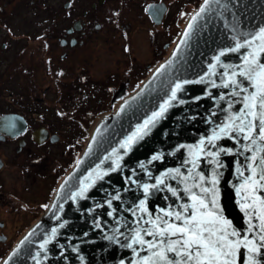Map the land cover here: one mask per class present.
<instances>
[{"label": "water", "instance_id": "95a60500", "mask_svg": "<svg viewBox=\"0 0 264 264\" xmlns=\"http://www.w3.org/2000/svg\"><path fill=\"white\" fill-rule=\"evenodd\" d=\"M262 29L264 0H202L168 57L139 90L98 121L46 211L0 264H140L145 257L155 259L147 245L128 247L136 231L144 235L143 230L151 227L149 213L155 219L163 216L161 209L179 210L180 204L191 203L184 189L194 183L211 188L213 177L220 214L242 236L255 234L258 239L256 213L260 206L242 208V204L252 203L251 198L244 200V191H236L252 168L257 178L264 169L258 120L248 118L257 124L251 139H244L247 131L230 129L233 138L221 133L213 148L208 138L232 123L231 117L243 110V97L254 91L238 73L252 53L264 63L259 39ZM237 44L243 47L232 51ZM230 78L248 86L249 91L231 95L238 89ZM177 84L180 90H176ZM129 137H133L131 142ZM220 148L231 149L233 154L221 152L218 165L206 152ZM144 186H148L147 193ZM169 187L183 199L173 196ZM192 191L204 195L199 188ZM248 195L251 197L250 192ZM256 196L264 197V191L257 189ZM250 223L254 226L251 231ZM258 259L264 264V255Z\"/></svg>", "mask_w": 264, "mask_h": 264}, {"label": "flooded vegetation", "instance_id": "af4514ba", "mask_svg": "<svg viewBox=\"0 0 264 264\" xmlns=\"http://www.w3.org/2000/svg\"><path fill=\"white\" fill-rule=\"evenodd\" d=\"M195 5L0 0V263L48 208L90 127L168 57Z\"/></svg>", "mask_w": 264, "mask_h": 264}, {"label": "snow or ice", "instance_id": "6c2138e0", "mask_svg": "<svg viewBox=\"0 0 264 264\" xmlns=\"http://www.w3.org/2000/svg\"><path fill=\"white\" fill-rule=\"evenodd\" d=\"M259 39L262 41L260 50L264 51V29L261 30ZM241 47L243 45L237 44L232 51H238ZM251 56V59L246 58V66L238 75L249 81L254 91L243 97V110L238 115L231 117L232 123L221 127L219 133L214 132L208 138V143L213 148L216 147L213 141L220 139L221 133L230 139L233 138L229 135L230 129L237 133L247 131L248 134L244 136V139H251V133L257 127L253 120H258L259 138L264 140V63L257 59L255 53H252ZM236 75V72L232 73V77ZM230 79L234 89H238V91L234 90L231 95L240 96L241 92L249 91L248 86H245L242 82ZM223 86L229 87V84ZM180 89L181 85L177 84L176 90ZM172 98H176V91H173ZM223 98L221 96V99ZM231 107L232 105L229 104V108ZM154 115L158 116L160 113ZM249 117H252L253 120H248ZM236 121H239V123H236ZM245 121H247V124H245ZM147 123L149 122L146 121ZM139 131L140 129L137 130V132ZM132 140L133 137H129V142ZM203 143L204 141H201V145ZM253 143H255L254 140ZM247 150L251 151V149ZM200 152H204L203 147L200 148ZM221 152L227 155L233 154L231 149L220 148L215 152L208 151L206 155L213 157V161L219 165L218 157ZM252 159L255 160V157H252ZM191 163L193 167L196 166L195 161H191ZM260 164L264 165V159L260 161ZM240 174L243 176V172ZM177 175H179V170H177ZM199 180L204 182L205 177L200 175ZM262 182H264V169L257 178L256 169L252 168L251 175L245 178L241 186L236 189L238 193L244 191L245 195L242 196V199L248 200L251 198L252 201L251 204H242V208H254L257 203L260 206L256 213L260 222L257 230L259 233L258 239L255 234L252 238L247 235L242 236L240 232L232 227L231 222L220 214L216 200L218 193L215 184L217 181L213 177L210 181L211 188L203 187L202 183H194L185 188L184 191L189 193L188 198L191 203L180 204L179 210L165 211L161 209L163 216H156L155 219H152L151 213H149L147 222L151 224V227L143 230L144 235H141L140 230H137L132 244H129L128 247L131 248L133 244H139L147 245L148 249L153 250L152 257L155 259L145 257L140 261V264H262L258 257L264 255L261 253V248H264V197L256 196L257 189L264 191V183ZM159 183H163V181L161 180ZM193 188H199L204 195H197L192 191ZM148 190V186H144L145 193ZM168 190L178 200L183 199L176 189L169 187ZM249 192L251 197L248 195ZM209 193H211L210 197L207 195ZM141 208L145 212L148 211L143 208V202H141ZM165 217L169 219H165ZM253 227L250 223L249 230L251 231ZM53 235H55V232H53ZM144 236L153 237V240H145ZM245 253H247L246 259Z\"/></svg>", "mask_w": 264, "mask_h": 264}, {"label": "rangeland", "instance_id": "374dc122", "mask_svg": "<svg viewBox=\"0 0 264 264\" xmlns=\"http://www.w3.org/2000/svg\"><path fill=\"white\" fill-rule=\"evenodd\" d=\"M201 1H202V0H196V5H195V6H196V9H197V7H198V5L200 4ZM194 9H195V8H193V7L191 8V13H192V12H193V13L195 12L196 9H195V10H194ZM4 82H5V83H4L3 87H4L5 90H4L3 93H4V96H5V97H8V98H9L10 95H9V92L7 91V88H12V87H14V81H10V80H7V79H6V80H4ZM13 97H14V96H13ZM16 97H17V95H16ZM96 124H97V123H96ZM94 127H95V123L90 127L89 132H90V131L92 130V128H94ZM90 135H91V134H90ZM89 137H90V136H89ZM89 137L86 138L85 143H84L85 145H86V143H87ZM81 153H82V152H80V154H81ZM80 154H79V155H80ZM6 219L8 220L9 218H6ZM38 219H39V218H32V220H31L29 223H27L25 229H26L28 226H30L31 224L33 225ZM11 224L14 225L15 223L12 221ZM19 227H20V226H19ZM16 228H18V226H16ZM23 230H24V228L21 230V233L24 232ZM27 230H28V229H27ZM27 230H26V231H27ZM22 231H23V232H22ZM17 232H18V231H17L16 229H14L13 227H11V231H10V233H11L12 235H13V234L15 235ZM21 233H20V235H21ZM18 237H19V236H16V237L14 238V241H15ZM0 261H1V258H0Z\"/></svg>", "mask_w": 264, "mask_h": 264}, {"label": "bare ground", "instance_id": "6f19581e", "mask_svg": "<svg viewBox=\"0 0 264 264\" xmlns=\"http://www.w3.org/2000/svg\"><path fill=\"white\" fill-rule=\"evenodd\" d=\"M172 51V50H171ZM171 53V52H170ZM78 160V159H77ZM61 182V181H60ZM59 185V184H58ZM58 187V186H57ZM55 194V193H54ZM54 196V195H53Z\"/></svg>", "mask_w": 264, "mask_h": 264}]
</instances>
